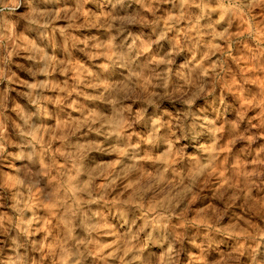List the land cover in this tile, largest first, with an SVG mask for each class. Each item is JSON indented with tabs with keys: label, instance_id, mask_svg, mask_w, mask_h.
<instances>
[{
	"label": "clouds",
	"instance_id": "1",
	"mask_svg": "<svg viewBox=\"0 0 264 264\" xmlns=\"http://www.w3.org/2000/svg\"><path fill=\"white\" fill-rule=\"evenodd\" d=\"M0 264H264V0H0Z\"/></svg>",
	"mask_w": 264,
	"mask_h": 264
}]
</instances>
